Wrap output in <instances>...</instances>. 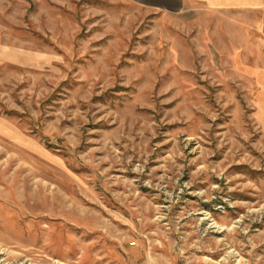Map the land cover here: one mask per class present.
Returning a JSON list of instances; mask_svg holds the SVG:
<instances>
[{
    "label": "rangeland",
    "instance_id": "374dc122",
    "mask_svg": "<svg viewBox=\"0 0 264 264\" xmlns=\"http://www.w3.org/2000/svg\"><path fill=\"white\" fill-rule=\"evenodd\" d=\"M211 7L0 0V264H264V14Z\"/></svg>",
    "mask_w": 264,
    "mask_h": 264
},
{
    "label": "crops",
    "instance_id": "0c3cea01",
    "mask_svg": "<svg viewBox=\"0 0 264 264\" xmlns=\"http://www.w3.org/2000/svg\"><path fill=\"white\" fill-rule=\"evenodd\" d=\"M169 12H178L195 3L211 5L212 9L238 12H261L264 14V0H151ZM172 5V8L170 7ZM235 11V12H236Z\"/></svg>",
    "mask_w": 264,
    "mask_h": 264
}]
</instances>
